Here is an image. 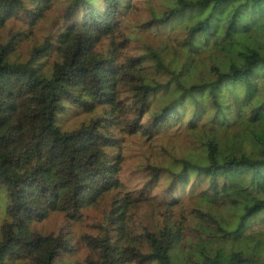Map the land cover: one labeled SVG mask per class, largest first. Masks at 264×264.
<instances>
[{
    "label": "trees",
    "instance_id": "16d2710c",
    "mask_svg": "<svg viewBox=\"0 0 264 264\" xmlns=\"http://www.w3.org/2000/svg\"><path fill=\"white\" fill-rule=\"evenodd\" d=\"M1 191L0 264H264V0H0Z\"/></svg>",
    "mask_w": 264,
    "mask_h": 264
},
{
    "label": "rangeland",
    "instance_id": "374dc122",
    "mask_svg": "<svg viewBox=\"0 0 264 264\" xmlns=\"http://www.w3.org/2000/svg\"><path fill=\"white\" fill-rule=\"evenodd\" d=\"M3 197H5V194L1 191L0 192V210L3 209V213L1 214L0 217L3 216V214L5 212V208H6V206H5L6 201ZM216 215L219 216V218L222 220V223H223L225 228H230L232 226L234 220H235L234 213H232L228 209H223L221 211H218L216 213ZM191 241H192V238L189 235L181 237V240H180L181 244L178 246V248H176L174 250V252L172 254L173 261L175 264H186L187 259H189V257L193 253V250L190 247ZM257 244H260V248H261L262 252L264 253V238L261 240V242H259ZM234 245L236 247H240L242 245H245L247 247H251L253 245V241L250 239L245 240V242L237 241L234 243Z\"/></svg>",
    "mask_w": 264,
    "mask_h": 264
}]
</instances>
